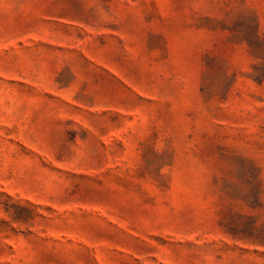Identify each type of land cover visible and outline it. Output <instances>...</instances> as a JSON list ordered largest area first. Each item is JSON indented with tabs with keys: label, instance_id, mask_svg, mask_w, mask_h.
<instances>
[{
	"label": "rangeland",
	"instance_id": "rangeland-1",
	"mask_svg": "<svg viewBox=\"0 0 264 264\" xmlns=\"http://www.w3.org/2000/svg\"><path fill=\"white\" fill-rule=\"evenodd\" d=\"M0 264H264V0H0Z\"/></svg>",
	"mask_w": 264,
	"mask_h": 264
}]
</instances>
